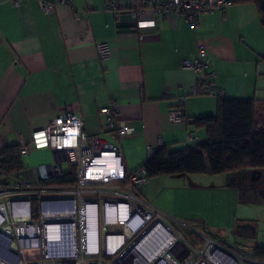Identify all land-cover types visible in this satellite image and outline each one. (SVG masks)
I'll return each mask as SVG.
<instances>
[{
    "label": "crops",
    "instance_id": "crops-1",
    "mask_svg": "<svg viewBox=\"0 0 264 264\" xmlns=\"http://www.w3.org/2000/svg\"><path fill=\"white\" fill-rule=\"evenodd\" d=\"M44 2L54 10L46 12ZM143 3L20 0L15 6L0 0V150L29 143L33 131L64 112L80 115L88 134L121 143L130 171L144 164L149 147L177 150L203 141L206 130L197 129L194 119L215 114L219 96L193 94L205 71L182 65L201 45L225 96L264 100V24L255 3L204 14L195 27L183 14L158 15L154 23L138 25L129 12ZM101 43L109 48L106 57L100 55ZM181 97L186 121L174 123L169 112ZM106 106L135 126V133L106 138L113 134L104 129L107 116L100 110ZM190 131H196L195 141L188 140ZM151 184L150 178L146 186ZM157 208L178 232L198 241L201 231L193 224Z\"/></svg>",
    "mask_w": 264,
    "mask_h": 264
},
{
    "label": "built area",
    "instance_id": "built-area-1",
    "mask_svg": "<svg viewBox=\"0 0 264 264\" xmlns=\"http://www.w3.org/2000/svg\"><path fill=\"white\" fill-rule=\"evenodd\" d=\"M19 2L12 0L15 6ZM233 3L144 0L141 8L129 13L138 25L154 23L158 15L170 19L183 14L195 27L202 15L225 10ZM43 8L50 12L54 5L44 2ZM98 49L102 57L109 55L105 43ZM182 65L205 71L199 86L209 88L211 94L225 95L215 85L216 72L205 46ZM192 92L197 94L198 88ZM100 112L107 116L105 132L119 138L135 133V126L118 118L114 107H103ZM169 118L174 123L186 121L183 97ZM197 138L196 131H190L188 140ZM41 149L52 151L53 163L9 177L0 164V264H264L203 233L194 242L178 232L167 214L144 197L141 189L150 180L146 169L130 171L123 145L88 134L80 115L61 113L46 127L33 131L29 143L20 144L22 156ZM148 151L150 155L154 149ZM61 179H66V185L57 183ZM27 249L37 255L26 258Z\"/></svg>",
    "mask_w": 264,
    "mask_h": 264
},
{
    "label": "trees",
    "instance_id": "trees-1",
    "mask_svg": "<svg viewBox=\"0 0 264 264\" xmlns=\"http://www.w3.org/2000/svg\"><path fill=\"white\" fill-rule=\"evenodd\" d=\"M234 1L255 3L264 24V0ZM197 88V95L210 94V89L199 86V83ZM217 95V112L194 119L197 129L206 130V138L182 149L173 150L167 145L154 149L140 167L146 169L149 179L160 175H217L246 168L264 169V100L256 97L231 99ZM0 164L7 177L23 170L20 145H10L0 150ZM65 180L57 183L66 185ZM254 254L255 259L264 262V247H256Z\"/></svg>",
    "mask_w": 264,
    "mask_h": 264
},
{
    "label": "rangeland",
    "instance_id": "rangeland-1",
    "mask_svg": "<svg viewBox=\"0 0 264 264\" xmlns=\"http://www.w3.org/2000/svg\"><path fill=\"white\" fill-rule=\"evenodd\" d=\"M113 135L105 134V137L110 139ZM53 161V153L47 149L24 156L25 167ZM252 170L217 175L193 173L183 177L160 175L151 178V187L144 185L141 190L153 206L166 208L170 215L193 224L196 230L212 236L223 247L262 262L254 258V251L256 247H264V198L259 194L253 198L254 193L250 194L252 197L245 196L229 182L230 176L241 175L243 185L247 184ZM34 255L37 251L26 250V258Z\"/></svg>",
    "mask_w": 264,
    "mask_h": 264
},
{
    "label": "flooded vegetation",
    "instance_id": "flooded-vegetation-1",
    "mask_svg": "<svg viewBox=\"0 0 264 264\" xmlns=\"http://www.w3.org/2000/svg\"><path fill=\"white\" fill-rule=\"evenodd\" d=\"M242 180L243 179H242L241 175H232L229 178L230 185L233 187H237L243 195L251 196L250 194L254 193L253 198L257 197L258 194L262 198H264V196H263V194H264V169H253L249 178L247 179V181H248L247 184L243 185ZM255 194H257V195H255ZM246 226H247V224H246ZM250 226H248L247 229H249ZM199 233H202V232H199ZM205 235H207V234H205Z\"/></svg>",
    "mask_w": 264,
    "mask_h": 264
},
{
    "label": "water",
    "instance_id": "water-1",
    "mask_svg": "<svg viewBox=\"0 0 264 264\" xmlns=\"http://www.w3.org/2000/svg\"><path fill=\"white\" fill-rule=\"evenodd\" d=\"M263 196H264V194H263ZM9 244H10V241H8V245H9ZM18 260H20V258H19V257L17 258V261H18Z\"/></svg>",
    "mask_w": 264,
    "mask_h": 264
}]
</instances>
